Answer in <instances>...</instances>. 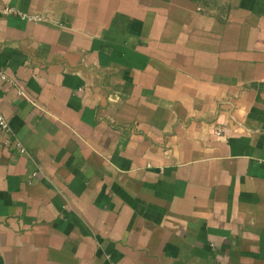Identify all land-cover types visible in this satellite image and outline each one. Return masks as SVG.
Here are the masks:
<instances>
[{"label":"crops","instance_id":"obj_1","mask_svg":"<svg viewBox=\"0 0 264 264\" xmlns=\"http://www.w3.org/2000/svg\"><path fill=\"white\" fill-rule=\"evenodd\" d=\"M0 73V264H264V0H0Z\"/></svg>","mask_w":264,"mask_h":264},{"label":"built area","instance_id":"obj_2","mask_svg":"<svg viewBox=\"0 0 264 264\" xmlns=\"http://www.w3.org/2000/svg\"><path fill=\"white\" fill-rule=\"evenodd\" d=\"M5 76L0 73V79H4ZM0 129H2L3 131L5 132H9V124H8V121L6 120L5 116L3 115V113L1 112L0 110ZM15 145L20 149V152H24V149L23 148H20V143H16L15 142Z\"/></svg>","mask_w":264,"mask_h":264}]
</instances>
